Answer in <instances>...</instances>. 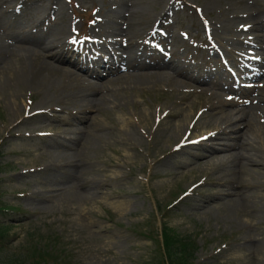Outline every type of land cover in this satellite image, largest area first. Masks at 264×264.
I'll return each mask as SVG.
<instances>
[{
	"label": "rangeland",
	"instance_id": "rangeland-1",
	"mask_svg": "<svg viewBox=\"0 0 264 264\" xmlns=\"http://www.w3.org/2000/svg\"><path fill=\"white\" fill-rule=\"evenodd\" d=\"M170 1L175 8L167 16L168 26L160 27L158 37L151 40L156 42L153 50L166 51L168 48L185 64L205 71H219L223 78L228 77L224 69L228 67L238 82L247 86L252 83L251 87L243 90L244 94L238 93L239 97L221 89L218 79L197 83L189 78L186 83L176 85L165 76L143 84L136 80L120 89V98L103 105L104 112L100 109L99 113H85L88 106H83L82 113H79V106H74L68 96L52 97L43 111L38 112V94L23 89L15 102L0 98V200L7 208L0 211V226L5 228V235L0 238V264H6L10 258L25 259L27 254L23 256V253H27L31 243L38 238L49 239L54 254L50 257L57 264H150L161 254L159 229L164 220L178 233L192 237L194 264H264V171L254 173L259 175L258 179L254 178L257 183L252 188L253 198L244 202L234 200L231 207L201 209L198 208L201 193L196 192V188L192 192L191 189L197 187L201 178L209 176L208 173L190 165L179 169L173 166L177 161L184 162L187 152L167 155L170 167L165 172L163 168L150 167L147 161L150 142L145 130L132 122L140 134L137 139L126 141L115 128L129 115L137 113L138 105L152 114L156 108L170 111L179 104L186 106V110L180 109L173 117L182 114L181 117L198 118L195 123L198 128L192 132L198 135V130L220 123L219 120L213 122L212 116L198 117L204 107L202 103L210 98L209 93L216 90L222 94L224 107L238 102L246 105L249 102L246 96L253 93V86L258 81L261 82L260 78L257 80L245 74L248 73L246 64L252 65L248 56L264 57L263 52H256L258 38L252 36L261 34L256 28L264 19V3L256 10L253 0ZM38 4H41L38 0H29L27 8ZM62 4L61 9L73 23L74 42L79 45H84L85 39L92 35L103 36L105 30H109V14L118 11L116 0H62ZM22 14L24 12L5 26L22 23L24 18V22L31 19L29 13L21 19ZM55 15L52 19L58 21ZM241 16L247 24L243 29L237 28L240 23L237 18ZM248 32L252 45L246 43L248 39L242 38V34ZM172 36H175V45ZM117 37L121 35L117 34ZM144 42L147 48H151L148 38ZM75 49L76 45H73ZM82 52L87 53V50ZM75 54L71 56L69 52V56L79 58L77 50ZM60 63V66L65 64ZM174 75L182 79L181 75ZM226 94L232 99L226 98L228 101H225ZM214 98V101L219 100L217 96ZM15 107L17 111L13 112ZM32 112L36 114L31 115ZM260 113L258 120L263 123L264 114ZM89 115L98 120L100 141L89 147L83 157L74 156L78 146L69 142L71 150L66 152L72 156L69 163L82 166L86 180L84 186H74L69 178L64 180L62 177L70 164L56 166L60 163L57 155L63 140L48 124L62 126V122L75 116L88 119ZM222 116L224 112L216 115ZM173 117L164 118V135L176 121ZM263 128L254 144L255 153L264 161ZM157 131L162 134L161 130ZM71 138H75L74 135ZM194 147L192 144L187 151ZM48 160L53 171L45 166ZM178 170L180 173H175ZM212 173L211 179L226 183L228 186L224 189L230 192L242 177L237 169L229 166L217 167ZM200 183L211 187L209 180L202 179ZM87 185H93L94 194L83 195L87 192ZM41 198L43 202H37L36 199Z\"/></svg>",
	"mask_w": 264,
	"mask_h": 264
},
{
	"label": "bare ground",
	"instance_id": "bare-ground-1",
	"mask_svg": "<svg viewBox=\"0 0 264 264\" xmlns=\"http://www.w3.org/2000/svg\"><path fill=\"white\" fill-rule=\"evenodd\" d=\"M28 1L0 0V98L2 99L15 102L16 96H20L23 89L27 90V93L38 94L39 101L36 105L38 112L43 111L42 109L52 97L58 99L59 96H68L74 106H79V113H82L83 106L89 108L85 109V113L92 111L99 113L104 112L103 105L116 102L117 97L120 98L118 95L120 89L134 84L136 80L139 84H143L153 82L161 76L175 81V85L186 83L189 78L197 83H209L210 80L218 79L217 84L221 83V89L224 88L223 90L228 91L229 94L230 92L237 94L235 87L228 79L232 75L228 68L224 67L228 77L223 78L219 71H205L195 65L185 64L181 58L175 57L171 51H168V48L166 51L153 50L156 42L151 40L158 37L160 27L168 26L167 16L175 8L170 0H159L158 2L154 0H116L118 11L109 14L110 23L115 24L109 23L107 25L109 30H105L103 36L97 37L95 34L85 39L84 45L74 42L75 36L71 34L73 23L61 9L63 8L62 0H38L42 5L38 4L30 9L27 8ZM253 2L254 8L259 10L264 0H253ZM21 12H24L21 19L29 14L32 15L31 19L24 22V18L22 23L12 24L7 28L5 24L10 21L14 22V18ZM55 14H57L58 21L52 19V15L56 17ZM244 19L243 16L237 18L240 21L237 28L243 29L247 26ZM43 22L46 24L44 25ZM263 27L264 19L256 28L261 34L257 35V33L252 36L258 38L259 44H256V52H263L264 55ZM5 29L8 30L5 32ZM117 34L121 37H117ZM250 36V32L242 34L243 39H248L246 43L252 45ZM145 38H148L151 48L145 45ZM123 40L125 43H121ZM172 42L175 45V36H172ZM73 45H76L75 50L80 53L79 58L71 57L76 55ZM84 49L87 53L82 52ZM88 52L95 55L91 56ZM60 62H65L64 66H60ZM249 62L252 63L250 77L257 80L260 78L261 81L260 83L258 81L257 85L253 83L255 85L253 93L246 96L249 97V102L246 105L239 104V102L230 103V107H224L222 94L220 95L216 90L208 92L210 98L202 103L204 107L200 110L202 112H199L198 117L212 116L213 122L219 120L220 123L211 124L212 127L205 130L197 129L198 135L192 134L193 130L196 131L198 128L195 125L198 118L194 119L195 116L186 118L185 115L181 117L182 114L176 118L173 117L180 109L186 108L179 104H175V109L170 111L166 108L163 110L156 108L152 110V114L142 110L138 105L137 113L129 115L121 124L115 125L116 130L126 141L139 137L140 131L134 128L132 125L134 122L140 129L146 131L145 134L150 142L147 152L150 167L163 168L167 172L170 166L166 156L169 154L175 156L174 152H187V159L184 162L177 161L173 163V166L179 169L181 166L190 165L193 168H201L204 174L209 175L201 178L196 183L197 187L191 189V192L196 188V192L201 193L198 208L208 210L211 206L225 207V205L230 206L234 200L241 199L244 202L253 198L252 188L257 183L255 179H258L259 175L254 173L264 171V161L255 153L254 144L255 137L259 136V131L264 126V122L261 123L260 119L258 120L260 112L264 114V57L260 55L249 57ZM174 74L181 75L182 79ZM247 88L250 87L247 86ZM229 94L225 95V101L232 99ZM216 96L219 100L214 101ZM235 105L238 107L235 108ZM16 111L15 107L13 112ZM234 111L237 112L234 113ZM221 112H224V116L216 117ZM30 114L35 115L36 112ZM92 116L89 115L88 119L85 116H75V120L73 118L64 121L62 126L48 124L50 128L56 129L55 135L63 140L62 149L57 155V160L60 162L56 165L57 167L71 163L72 156L66 153L67 150H71L70 143L74 142L75 147L78 146V152L75 150L74 156L83 157L89 147L100 141L98 120ZM168 116L176 121L172 122L170 128L167 129V135H164L162 133L164 118ZM56 121L61 123L59 120ZM157 130H161L162 134H159ZM71 135L75 138H71ZM126 141L124 143L127 148ZM192 144L195 145L194 149L187 151ZM49 163L48 160L45 166L53 171V168L48 166ZM70 166L63 174V179L69 178L70 184L74 186H84L86 180L83 177V167L73 166V164ZM221 166L233 167L237 169L239 175H242L238 184L233 185L232 192L224 189L228 186L226 183L211 179L213 170ZM175 173H180V170ZM202 179H205V182L209 180L211 187L200 183ZM86 188L87 192H82L84 196L94 194L93 185H87ZM207 188L209 189L205 190ZM36 200L41 202L42 198Z\"/></svg>",
	"mask_w": 264,
	"mask_h": 264
},
{
	"label": "trees",
	"instance_id": "trees-1",
	"mask_svg": "<svg viewBox=\"0 0 264 264\" xmlns=\"http://www.w3.org/2000/svg\"><path fill=\"white\" fill-rule=\"evenodd\" d=\"M0 208L2 205L0 204ZM0 228V236L3 235ZM31 237V235H30ZM49 239H35L26 258H10L6 264H57L50 256L52 254V244ZM161 254L154 262L150 264H193L190 260L193 249V241L187 235L178 233L172 226L168 225L165 220L161 221L159 229V244Z\"/></svg>",
	"mask_w": 264,
	"mask_h": 264
}]
</instances>
